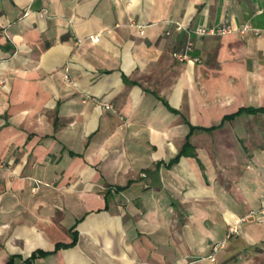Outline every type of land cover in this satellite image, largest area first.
I'll return each instance as SVG.
<instances>
[{"label": "crops", "instance_id": "0c3cea01", "mask_svg": "<svg viewBox=\"0 0 264 264\" xmlns=\"http://www.w3.org/2000/svg\"><path fill=\"white\" fill-rule=\"evenodd\" d=\"M170 21L233 30L179 61ZM246 23L264 28V0H0V264H264Z\"/></svg>", "mask_w": 264, "mask_h": 264}, {"label": "built area", "instance_id": "2783aa9c", "mask_svg": "<svg viewBox=\"0 0 264 264\" xmlns=\"http://www.w3.org/2000/svg\"><path fill=\"white\" fill-rule=\"evenodd\" d=\"M173 24V28L175 30H185L187 33V41L185 43L184 48L182 49H175L172 52V55L175 59L179 60V61H186V60H190L193 59L195 61H199L200 58L199 57H194L192 55V51L194 49L195 46V42L193 40V35H197V36H204V35H223L226 34L230 31L233 30V28L229 25H212V26H208V25H197L195 27H186L184 26L180 21H175L172 22ZM240 31L242 32H247V31H253L256 34H261L264 35V28H259V27H254L249 23L244 24L242 27L239 28ZM165 33L167 35H170L172 33V29L168 28L166 29ZM89 39L91 41L97 42L99 40V34H94V35H90ZM5 80L4 78L1 76L0 74V84H4ZM105 107L107 108H111V105L108 103L104 104ZM250 214H255L258 218H263L264 217V205L261 206L259 209L257 210H252L250 212ZM238 232V228L236 223L232 225V227L229 230V233L233 234V233H237ZM220 244H216L213 247V253H211L208 257L211 260H215V252L219 249Z\"/></svg>", "mask_w": 264, "mask_h": 264}, {"label": "trees", "instance_id": "16d2710c", "mask_svg": "<svg viewBox=\"0 0 264 264\" xmlns=\"http://www.w3.org/2000/svg\"><path fill=\"white\" fill-rule=\"evenodd\" d=\"M248 110L254 111L256 109L255 108H249ZM186 148H187V143H186ZM186 148L185 147L183 148V150L181 151L180 155H182L183 153L187 152ZM180 155H178L177 157L173 158L170 161V163L175 162L180 157ZM46 253H48V251H43V250L34 251L30 258H34V257L40 256V255H45ZM30 258L26 259L24 261V263L30 262ZM5 264H17V263L14 261V256H11Z\"/></svg>", "mask_w": 264, "mask_h": 264}]
</instances>
